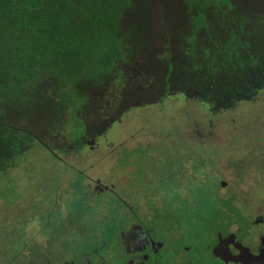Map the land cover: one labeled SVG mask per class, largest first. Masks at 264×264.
<instances>
[{
    "label": "flooded vegetation",
    "instance_id": "af4514ba",
    "mask_svg": "<svg viewBox=\"0 0 264 264\" xmlns=\"http://www.w3.org/2000/svg\"><path fill=\"white\" fill-rule=\"evenodd\" d=\"M257 58L250 93L225 100L186 88L165 56L149 59L156 72L118 67L76 118L35 137L28 150L47 152L13 182L0 264H264Z\"/></svg>",
    "mask_w": 264,
    "mask_h": 264
},
{
    "label": "trees",
    "instance_id": "16d2710c",
    "mask_svg": "<svg viewBox=\"0 0 264 264\" xmlns=\"http://www.w3.org/2000/svg\"><path fill=\"white\" fill-rule=\"evenodd\" d=\"M164 56L186 88L249 94L264 0H0V173L118 67L156 72Z\"/></svg>",
    "mask_w": 264,
    "mask_h": 264
},
{
    "label": "rangeland",
    "instance_id": "374dc122",
    "mask_svg": "<svg viewBox=\"0 0 264 264\" xmlns=\"http://www.w3.org/2000/svg\"><path fill=\"white\" fill-rule=\"evenodd\" d=\"M243 106L245 105H239V107L235 111L238 112V111H242L243 109H246ZM232 111H234V109H232ZM211 118L214 121V118L213 117ZM235 131L237 135L240 134L239 129H235ZM241 131H243V129H241ZM240 135L244 137H251V138L257 137V134L253 132L252 127H246L245 131H243V133H241ZM239 144L240 143L236 145H230L229 148L227 149V151L231 153L230 154L231 158H239L240 154H242L239 151V146H241ZM247 147L248 146H245V148L243 149V153L247 152ZM46 152L47 151L43 144H41L40 142L39 144L36 143L35 146H33L27 152L23 151L20 153L19 156H22V157L21 158L18 157L15 160L13 167H9L6 172L0 173V223H1L2 217L8 216L10 214V210H12L14 206L16 205L17 193L16 191H13L15 189V185L13 182L17 180L19 177V173H18L19 169H22L24 164L29 163L31 165H34L35 161L39 157V154L46 153ZM225 158L226 157L224 156L223 163L225 161ZM22 171H24V168ZM251 176H252V172H250V179L253 180V177ZM17 190H19V187Z\"/></svg>",
    "mask_w": 264,
    "mask_h": 264
}]
</instances>
